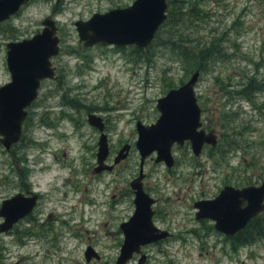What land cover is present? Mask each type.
I'll list each match as a JSON object with an SVG mask.
<instances>
[{
	"label": "rangeland",
	"instance_id": "obj_1",
	"mask_svg": "<svg viewBox=\"0 0 264 264\" xmlns=\"http://www.w3.org/2000/svg\"><path fill=\"white\" fill-rule=\"evenodd\" d=\"M134 1L31 0L0 24V87L10 82L8 43L40 33L48 17L60 38L59 55L52 58L57 79L45 81L27 108L22 141L11 151L0 144V205L20 191L22 180L42 195L33 220L1 237L0 264H115L120 224L134 211L128 189L140 163L137 120L155 123L157 100L197 70L200 119L220 135L219 150L205 149L201 161L190 148L184 159L178 151L181 161L170 170L147 159L148 180L161 194L154 225L169 235L145 247L144 264H264V235L238 244L209 220H196L193 207V200L213 197L224 182L241 188L264 181V0H167L168 20L140 52L79 41L76 21ZM190 7L198 18H190ZM207 47L210 52L200 57ZM88 114L108 123L111 162L125 144L131 146L114 171L91 175L100 133L88 124ZM260 221L264 232V214ZM88 247L98 259L86 262Z\"/></svg>",
	"mask_w": 264,
	"mask_h": 264
},
{
	"label": "water",
	"instance_id": "obj_2",
	"mask_svg": "<svg viewBox=\"0 0 264 264\" xmlns=\"http://www.w3.org/2000/svg\"><path fill=\"white\" fill-rule=\"evenodd\" d=\"M29 1L31 0H0V24L17 14ZM167 8V0H135L126 8L96 13L86 21H76L74 25L79 41L85 47L107 44L143 49L152 43L166 21ZM42 26V31L32 38L6 45L11 82L0 87V135L4 136L1 141L6 148L17 143L26 117L24 110L35 100L40 81L54 76L50 60L60 52V38L56 35L55 22L51 18H46ZM199 77L200 72L197 70L182 86L170 90L157 100L156 108L160 116L155 123L150 126L137 124L136 148L142 162L155 152L157 163L164 162L171 167L174 163L171 155L174 144L190 142L195 156L200 154L204 144L215 145L212 133L206 134L199 130L201 111L195 92ZM87 120L102 132L101 119L96 115H88ZM106 140V136L102 134L98 143V164L107 157ZM127 148L126 146L118 153L115 163L127 156ZM139 179L136 184H131L136 190V208L134 215L120 225L124 240L115 264H127L134 254L140 252L141 247L156 243L169 235L154 227L151 221V202L142 192ZM23 201L20 196H16L3 203L0 216H4L6 220L0 225V234L7 233L32 208L34 201L29 204ZM194 207L197 209L196 220H212L216 231L232 236L242 230L250 219L264 211V182L259 186L242 189L224 187L216 198L196 202ZM84 255L86 262L99 258L91 247L86 249ZM144 260L145 257L141 256L138 264H143Z\"/></svg>",
	"mask_w": 264,
	"mask_h": 264
},
{
	"label": "flooded vegetation",
	"instance_id": "obj_3",
	"mask_svg": "<svg viewBox=\"0 0 264 264\" xmlns=\"http://www.w3.org/2000/svg\"><path fill=\"white\" fill-rule=\"evenodd\" d=\"M157 35V34H156ZM156 35H155V38H156ZM155 38L153 39V41H152V43L154 42V40H155ZM152 43L149 45V46H151L152 45ZM99 45V44H98ZM95 46H97V45H95ZM148 46V47H149ZM130 47H132V46H130ZM134 48H135V50L136 51H138V52H140L142 49L141 48H138V47H136V46H133ZM147 48V47H146ZM143 49H145V48H143ZM59 55V54H58ZM57 55V56H58ZM56 57V56H55ZM54 58V57H53ZM51 66H52V68H53V73H54V76H53V78L52 79H44V80H42V81H40V85H39V88H38V90H37V96H36V98H35V100L34 101H32L31 102V104L28 106V107H26L25 108V112H26V117H25V119H24V121L22 122V125H21V134H20V137H19V139H18V141H17V143H15V144H12L9 148H6L4 145H3V143H2V141L1 140H4V136L3 135H0V144L6 149V150H8V151H11V149L13 148V146L14 145H16V144H19L21 141H22V136H23V132H24V128H25V124H26V122H27V120H28V117H29V113H28V111H27V108H30V107H32L33 106V104L39 99V91L41 90V88L43 87V85H44V82L45 81H53V80H56L57 79V69H56V67L54 66V64H53V62H52V58H51ZM200 72V71H199ZM200 78V77H199ZM10 82H11V74H10ZM9 82V83H10ZM9 83H7V84H9ZM7 84H5V85H7ZM4 86V85H3ZM2 87V86H1ZM195 92H196V90H195ZM197 95V94H196ZM158 111V110H157ZM201 114V113H200ZM88 115H96V114H88ZM99 119H101V121H100V123H101V125L103 126V130H102V132L101 131H99L96 127H94L95 129H97L98 131H99V133H100V136H99V139H100V137H101V135L103 134V135H105L106 136V141H107V148H108V154H107V157L104 159V161L101 163V164H98V163H96L97 165H96V167H94L92 170H91V175H94V174H97V173H102V172H104V171H114V170H116L117 168H119L120 166H122V164L126 161V159H127V157H128V155H129V153H130V147L131 146H129L128 144H125L119 151H118V153L122 150V149H124L126 146L128 147L127 149V151H126V153H127V156L124 158V159H122L120 162H118V163H115L114 161H115V158L117 157V155H118V153H117V155L113 158V160H112V162H111V157H112V155H113V152H112V150H111V147H110V142H109V138H108V136L105 134V131L108 129V123L106 122V120H105V118H102L101 116H99V115H96ZM88 117V116H87ZM159 118V117H158ZM138 122H137V124L138 123H140L141 125H143V126H150V125H152V123H150L149 125H147V124H142V122H141V120H137ZM87 122H88V120H87ZM200 122H201V127L199 128V130H201V131H204L206 134H209V133H212L213 135H214V137H215V145H210V144H204L203 145V147H202V149H201V152H200V154L198 155V156H195L194 154L192 155V157L194 158V160H199V161H201L200 160V158L203 156V154L205 153V149H207V148H209V149H211V150H219V148H218V146H219V141H220V135L216 132V130L215 129H212V130H207L206 128L207 127H203V122H202V120L200 119ZM89 124V123H88ZM137 124H136V126H137ZM90 125V124H89ZM91 126V125H90ZM93 127V126H92ZM98 143H99V140H98ZM98 143H97V154H98V148H99V146H98ZM12 147V148H11ZM15 147V146H14ZM189 148L191 149V145H190V142H184L182 145H177V144H174L173 146H172V148H171V155H172V158H173V165L171 166V167H168L164 162H162V164H164L169 170L170 169H173L174 167H177L178 166V164L180 163V161H181V159L179 158V156L177 155V152L178 151H181L182 153L184 152V154L182 155V158L184 159V158H186V155H187V152L189 151ZM137 149V148H136ZM138 151V150H137ZM191 151H192V149H191ZM125 153V152H124ZM139 153V152H138ZM153 153H155V152H153ZM152 153V154H153ZM222 153V152H221ZM97 154H96V162H97ZM156 154V153H155ZM140 155V154H139ZM156 158H157V155L155 156V158L154 159H152L151 157H147L143 162L141 161V157H140V163H139V166H138V174H137V176H135V177H133V179H132V181L129 183V191H130V193H131V195H132V202H133V205H134V211H133V214H132V216L134 215V213H135V208H136V205H135V198H136V190L131 186V184H136V182L138 181V179H139V177H140V175H141V178L139 179V182H138V184H139V186H140V188H141V190H142V192L147 196V198L150 200V202H151V205H150V210H151V212H152V216H151V221H152V223H153V225H154V218H155V216L157 215V206L159 205V202H160V195L161 194H158L157 192H155L154 190H156V184H151L150 183V180H148V173L145 171V165H146V163H147V159H150V161H153L154 163H157L156 162ZM21 161V163H24V161H22V160H20ZM109 162V163H108ZM209 162H211V161H209ZM157 164H159V163H157ZM215 164V163H214ZM217 167H218V172L220 173V167H219V165H218V163H216L215 164ZM17 170L18 171H23V170H26L27 171V173H28V171H29V168L27 167V168H25V167H17ZM32 171V170H31ZM230 178H232L231 176H230ZM264 182V181H263ZM262 182V183H263ZM261 183V184H262ZM20 186H22L21 187V189H20V191H18V192H16V193H14L13 195H11L10 197H8V198H6V199H4L3 201H2V203H1V205H0V211H1V207H2V205H3V203L5 202V201H7V200H10V199H12V198H14V197H16V196H20L24 201L23 202H27L28 204L30 203V202H32V201H34V203H33V206H32V208H30L28 211H27V214L26 215H24L23 217H21V218H19L14 224H13V226H12V228L7 232V233H1L0 234V244H1V237L3 236V235H5V234H9V233H11L12 231H13V229L16 227V226H18L19 224H21L22 222H24V221H27V222H30L31 220H33L32 219V216H33V214H34V212L38 209V207H39V205H40V203H41V201H42V195H40V194H38V193H36V192H34L31 188H30V186H29V183H28V181H24V180H22V181H20ZM260 184V185H261ZM224 187H233V188H235V189H242V188H245V186L244 187H241V188H238V187H236V186H234V185H232L231 184V181H228V182H224V185H223ZM259 186V185H258ZM224 187H222V189L224 188ZM246 187H250V186H246ZM222 189H219V191H218V193L216 194V195H214L213 197H211V198H202V199H195V200H193V207H194V204L196 203V202H199V201H205V200H213L214 198H216L218 195H219V192L222 190ZM154 194H156L157 196H155ZM125 197V196H124ZM114 198V197H113ZM33 199V200H32ZM246 206V203H244V205H243V207H245ZM197 213V212H196ZM195 213V214H196ZM264 214V211L263 212H261V213H259L255 218H252V219H250L249 221H248V223L246 224V226L242 229V230H240L239 232H237V233H235L234 235H232V236H228V235H225L226 237H237V235L239 234V233H242L243 232V230H245L247 227H249V226H253V225H259V224H261L260 222V217H262V215ZM132 216H130L129 217V219L132 217ZM63 217H69V216H63ZM62 217V218H63ZM51 216H49L47 219H48V221H46L45 223H47V222H49L50 220H51ZM62 218H61V220H62ZM128 219V220H129ZM5 220H6V218L4 217V216H0V225H3V223H5ZM128 220H126V221H124V222H122L121 224H123V223H126ZM203 220H209V219H201V220H199V221H203ZM65 222H68V221H65ZM209 222L210 223H212L213 225H215V222L214 221H212V220H209ZM120 224V225H121ZM253 224V225H252ZM154 227H156L155 225H154ZM157 228V227H156ZM157 229H159V228H157ZM120 230H121V233H122V236H123V240H124V233H123V231H122V229L120 228ZM160 231H163V232H166L165 230H161V229H159ZM218 232V231H217ZM168 233V232H167ZM220 233V232H219ZM167 238V237H166ZM165 238V239H166ZM160 241V240H159ZM154 244V243H153ZM122 245V244H121ZM146 246H148V245H146ZM146 246H143V247H141L140 248V252L138 253V254H134L133 255V258L135 257V256H140V258H141V256H144L145 257V260H144V262H143V264L145 263V261H146V259H147V257H146V255H145V253H144V251L146 250ZM22 259H24V258H22ZM140 260V259H139ZM139 260H138V262H139Z\"/></svg>",
	"mask_w": 264,
	"mask_h": 264
},
{
	"label": "trees",
	"instance_id": "obj_4",
	"mask_svg": "<svg viewBox=\"0 0 264 264\" xmlns=\"http://www.w3.org/2000/svg\"><path fill=\"white\" fill-rule=\"evenodd\" d=\"M193 7H190L189 10H188L189 11L188 13L191 15L190 18L191 17L198 18L199 15L198 14H195V10H194ZM167 20H168V18H167ZM166 21L161 25V27L164 26V24L166 23ZM209 47H210V45H209ZM209 47L200 50V55L199 56L200 57H203L204 54L207 55L210 52V48ZM262 235H264V232H263V225L261 223L259 225H253V226L247 227L245 230H243L242 233H239L234 240L238 244L247 245V244H250L251 242H253L256 237H259V236H262Z\"/></svg>",
	"mask_w": 264,
	"mask_h": 264
}]
</instances>
